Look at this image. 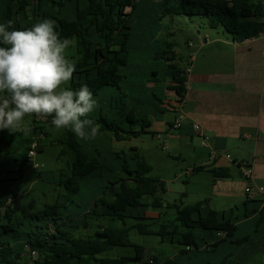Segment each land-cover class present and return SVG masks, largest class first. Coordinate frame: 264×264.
Returning a JSON list of instances; mask_svg holds the SVG:
<instances>
[{"label": "trees", "instance_id": "1", "mask_svg": "<svg viewBox=\"0 0 264 264\" xmlns=\"http://www.w3.org/2000/svg\"><path fill=\"white\" fill-rule=\"evenodd\" d=\"M194 16L206 17L210 30H221L237 43L264 33V7L253 0H0V23L11 21L21 30L51 19L62 39L75 40L79 57L68 88L88 86L98 103L89 118L99 125L96 137L87 141L63 129L74 160L65 169L49 172L38 171L28 151L32 143L37 145L36 153L42 150L56 128L51 116L33 114L18 131L0 130V264H18L32 253L35 258H28L29 264H187L190 258H182L183 253L200 257V262L190 264H228L201 258L229 245L238 255L249 242V235L237 237L236 222L255 213L264 220V209L250 207L256 200L245 197L240 215L234 214L238 207L213 210L205 199L168 204L166 208L174 210L172 220L151 219L141 210L163 208L159 195L163 184L147 176L151 167L135 148L126 154L110 147L111 140L154 136L150 116L175 108L171 98H165L167 91L179 105L183 103L188 59L183 67L178 65L174 43L158 34H173L178 18L191 22ZM165 19L170 20L163 23ZM154 58L164 61L162 72H143L144 61ZM23 168L37 171V178L45 183L64 187L68 196L78 195L80 204L69 200L73 207L68 208L59 203L64 197L60 194L55 204L17 216L10 201L17 196L16 182L22 179ZM210 173L214 178L229 176L225 169ZM107 219L120 221L122 227L109 221L102 225ZM92 226L93 232H87ZM131 231L157 236L183 250L167 258L163 252L129 243ZM126 247L132 249L130 255H117Z\"/></svg>", "mask_w": 264, "mask_h": 264}, {"label": "crops", "instance_id": "2", "mask_svg": "<svg viewBox=\"0 0 264 264\" xmlns=\"http://www.w3.org/2000/svg\"><path fill=\"white\" fill-rule=\"evenodd\" d=\"M193 37L196 39L193 38L194 48L198 53L194 55L191 72L187 76L185 99L179 105L177 97L171 92L169 97L175 108L166 113L171 112L173 118L156 119L163 114H152L149 130L159 134L160 139L161 134H164L178 157H181L178 145L187 147L186 158L191 164L185 175L193 178L207 174L214 197H222L233 203L238 199L243 204L245 187H259L263 192L255 194L253 199L256 203L250 204V207L264 209V35L238 43L222 32L213 34L198 31ZM199 54L201 58L197 68L194 63ZM177 117H181V127L175 130L172 125ZM157 120L161 121L160 126L155 125ZM194 125H198L201 132H197ZM194 135L200 138L198 143L194 142ZM171 140L177 142L175 147L171 145ZM109 142L114 149V142ZM166 144L165 141L164 149ZM200 167L203 169L197 171ZM245 167L252 170L250 184L241 175ZM215 169L227 170L228 178H214L210 171ZM236 174L240 179H237ZM164 192L165 195H186L178 181L168 183ZM205 199L210 208L211 200L208 197L196 202ZM240 205L234 204V208ZM236 225L238 230L250 231L252 236L240 250L241 260L245 248L253 244L258 247L261 241L259 250L264 258V220L259 219V214L241 219ZM259 233L263 237H259ZM252 250L255 249L250 247V256L253 255ZM192 260L200 262V257L193 254Z\"/></svg>", "mask_w": 264, "mask_h": 264}, {"label": "rangeland", "instance_id": "3", "mask_svg": "<svg viewBox=\"0 0 264 264\" xmlns=\"http://www.w3.org/2000/svg\"><path fill=\"white\" fill-rule=\"evenodd\" d=\"M254 3L260 2L264 7V0H253ZM191 22L184 18H178L180 21H176L177 25L174 27L175 32H160L159 35H165L166 39L170 38V41L174 43V52L178 55V65L183 67L188 59L189 55L197 56V49L194 48V37L192 34L195 35L198 30L194 31L191 28L193 26H199L202 30V33H221L219 30H210L207 26V18L206 17H191ZM170 19L163 20V23H166ZM179 22V23H178ZM192 33V34H191ZM223 33V32H222ZM170 35H173L170 37ZM194 38V39H193ZM191 42V47H187L186 44ZM196 40V39H195ZM68 49L67 57L76 62L78 60V49L75 43ZM188 41V42H187ZM201 54V53H200ZM198 55L197 61L195 66L198 68L200 64L201 55ZM192 61V63H193ZM191 63V66H192ZM143 72H152L153 70H158V72H162V67L164 66V61L162 58H154L153 61L145 60L143 63ZM70 81L66 85L68 87ZM171 92L167 91L165 98L170 96ZM168 95V96H167ZM163 118V120H171L173 118V114L171 112L164 113L163 115H159L156 119ZM31 119V116H26L24 121L20 124V127L26 126ZM160 120H157L155 125L160 126ZM153 130L155 128L153 127ZM164 134H161L160 140L153 137L151 134H139L136 136H132L129 140L124 142H114V150L117 152L123 151L124 153L128 154L131 153V148H135L140 155L144 157V159L148 162L151 167V171L148 173V177L152 179H156L159 182L163 183L164 189L167 187V184L170 182L178 181L183 186V191L186 193L184 196L178 195H165V192H159L160 197L163 199V208L162 209H143L144 215L146 217H151V219H160V221L164 220H172L174 218V210L171 208H166L167 204H179V205H188L193 204L198 200H202L204 198H209L211 200L210 208L215 210H222L228 207H233L234 204L240 205L241 201L236 199V203L234 201L229 202V200H225L222 197H214L212 194V186L210 178L207 174L197 175L195 177H187L185 172L188 170L187 167L191 164L188 159L186 158L187 147L184 144H179L178 148L181 152V157H178V153L172 148H170L169 141L166 140ZM200 138L194 135L193 140L194 142L199 141ZM165 149H162L163 143H165ZM63 140V129L54 128L51 130L50 135L48 138L45 139L43 143V147L41 151L35 153V158L33 164L38 165V171L40 172H49V171H58L61 169L67 168L68 164L74 160V156L72 152L67 148L65 142ZM176 141L171 140V145L175 147ZM64 150V154H60V152ZM24 169V168H23ZM37 171L35 170H28L24 169L23 177L18 182H16V189L18 190L17 196L10 201L12 208L15 210V214L17 216H21L23 213H31L37 212L42 210L47 205L55 204L58 196L60 194L64 195V197L59 198V203L67 206L68 208H72V204L69 203V200L80 204L78 195H71L68 196L65 188H61L59 185L56 184H48L45 183L37 178ZM237 175V174H236ZM237 179L240 177L237 175ZM189 180V182H188ZM207 196V197H204ZM228 202V203H227ZM239 211H234V214H241L242 212V204L238 206ZM61 211H64L63 208H60ZM151 211V212H149ZM143 214V213H142ZM109 224L114 227H122V223L117 220H109L102 221V225ZM126 224L130 223V219H125ZM151 222V221H148ZM95 226L89 228L87 232L92 233ZM260 231V230H259ZM87 232H83L84 234ZM89 233V234H90ZM251 236L250 231L238 230L237 237L241 236ZM259 237H263L262 233H259ZM252 237V236H251ZM250 237V238H251ZM129 243L136 244V245H143L148 250L153 252H163L165 257L175 256L180 250H183V247L179 245H170L167 243L160 242V238L157 236H149V235H140L134 231H131L128 236ZM262 243V241H261ZM257 247L256 244L248 246L244 249L243 259L241 260V252L240 255L237 254L233 255V252L236 253L237 251L234 250L233 245H229L226 248H220L214 255H203L201 260H227L228 264H264V258L262 257V253L259 250L262 245ZM245 246V245H244ZM250 247L254 248L252 250V256L248 253L250 251ZM116 251V250H115ZM132 249L130 247L119 249L116 253L117 255H130ZM246 252V253H245ZM232 253L231 256L228 258V254ZM194 253H183L182 258L189 257L190 260L187 264L192 263V257ZM225 255V256H223ZM223 256V257H222ZM27 255L21 258L18 261V264H29ZM195 262V261H194ZM201 264V263H199Z\"/></svg>", "mask_w": 264, "mask_h": 264}, {"label": "clouds", "instance_id": "4", "mask_svg": "<svg viewBox=\"0 0 264 264\" xmlns=\"http://www.w3.org/2000/svg\"><path fill=\"white\" fill-rule=\"evenodd\" d=\"M73 44L61 38L51 19L21 30L11 21L0 23V130L18 131L24 118L35 114L51 116L57 129L82 140L96 137L99 125L89 117L97 100L87 85L66 87L76 70L67 57Z\"/></svg>", "mask_w": 264, "mask_h": 264}, {"label": "built area", "instance_id": "5", "mask_svg": "<svg viewBox=\"0 0 264 264\" xmlns=\"http://www.w3.org/2000/svg\"><path fill=\"white\" fill-rule=\"evenodd\" d=\"M261 35H264L261 34ZM189 46H191V44H189ZM193 61V55H189L188 57V64L185 68V74L188 76L189 73L191 72V63ZM181 127V117H177L174 119V122H173V125H172V128L173 129H179ZM194 129L197 131V132H201L200 131V128L198 125H194ZM156 139H160V135L159 134H155L154 135ZM163 149H164V145L162 146ZM36 148H37V145L36 143H32L31 146H30V150L28 151V158L31 160V162H34V158H35V153H36ZM35 168L38 167L37 164H33ZM241 175L242 177L247 181L248 184H250L251 182V179L253 178L252 176V170L249 168V167H245L241 170ZM245 195L248 199H253L255 194L256 193H262L263 192V189L259 188V187H250V186H247L245 187ZM32 259L35 258V254L32 253L31 256H30Z\"/></svg>", "mask_w": 264, "mask_h": 264}]
</instances>
